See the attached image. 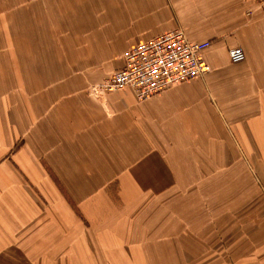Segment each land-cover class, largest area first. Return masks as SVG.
I'll return each instance as SVG.
<instances>
[{"label":"crops","instance_id":"crops-1","mask_svg":"<svg viewBox=\"0 0 264 264\" xmlns=\"http://www.w3.org/2000/svg\"><path fill=\"white\" fill-rule=\"evenodd\" d=\"M34 4L36 44L0 70V264H264V0ZM175 29L209 73L91 95Z\"/></svg>","mask_w":264,"mask_h":264},{"label":"built area","instance_id":"built-area-1","mask_svg":"<svg viewBox=\"0 0 264 264\" xmlns=\"http://www.w3.org/2000/svg\"><path fill=\"white\" fill-rule=\"evenodd\" d=\"M210 45L208 41H190L180 29L164 33L126 50L123 66L92 86L90 93L101 97L130 89L138 101H144L209 73L202 54ZM228 58L239 64L245 55L237 47L228 51Z\"/></svg>","mask_w":264,"mask_h":264},{"label":"rangeland","instance_id":"rangeland-1","mask_svg":"<svg viewBox=\"0 0 264 264\" xmlns=\"http://www.w3.org/2000/svg\"><path fill=\"white\" fill-rule=\"evenodd\" d=\"M43 1L44 0H0V70L3 71V57L5 53L9 55L10 52H12L14 55L16 49L31 50L33 44H36V41L32 40L34 36L32 34L36 33V29L38 28L37 24L40 25L41 16H38V10L33 9V6L35 5L34 2L42 3ZM39 27L40 37L43 36V38H45L48 35L47 26ZM40 43H42L41 38ZM32 60L31 58L24 59L23 63H25L26 66L27 63L29 64L27 69L31 66H36L35 63H31ZM13 63V57H8L5 65L13 67ZM91 95L94 94L91 93ZM218 189L217 187V190Z\"/></svg>","mask_w":264,"mask_h":264}]
</instances>
